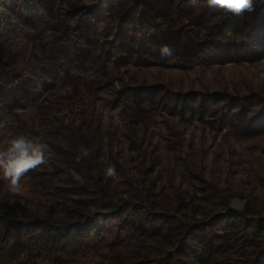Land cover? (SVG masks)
I'll return each mask as SVG.
<instances>
[{"label": "rangeland", "instance_id": "rangeland-1", "mask_svg": "<svg viewBox=\"0 0 264 264\" xmlns=\"http://www.w3.org/2000/svg\"><path fill=\"white\" fill-rule=\"evenodd\" d=\"M26 2L0 0V96L48 163L21 195L0 180V208L93 223L77 253L30 250L12 225L0 244L22 254L8 264H264V0L239 16L190 0ZM10 138L0 129V149Z\"/></svg>", "mask_w": 264, "mask_h": 264}, {"label": "trees", "instance_id": "trees-1", "mask_svg": "<svg viewBox=\"0 0 264 264\" xmlns=\"http://www.w3.org/2000/svg\"><path fill=\"white\" fill-rule=\"evenodd\" d=\"M24 1V8H27V2ZM0 123L4 125L13 137L31 136L26 130L14 125L4 102L0 96ZM227 220L231 218L243 219V214L231 207H227ZM93 220H81L70 225H58L46 221H24L5 215L0 208V233L12 225H15L22 233H26V246L30 250L41 251L42 248L57 250L62 248L69 253H77L80 244L91 238V226ZM261 220L256 221L255 227L263 228ZM22 246L16 240L11 239L8 243L0 244V264L15 263L21 261Z\"/></svg>", "mask_w": 264, "mask_h": 264}, {"label": "clouds", "instance_id": "clouds-1", "mask_svg": "<svg viewBox=\"0 0 264 264\" xmlns=\"http://www.w3.org/2000/svg\"><path fill=\"white\" fill-rule=\"evenodd\" d=\"M196 9L202 6L217 7L225 13L242 15L245 12L253 13L255 9L254 0H190ZM160 53L165 57L173 56V49L162 46ZM4 125L0 123V129ZM48 145L39 140L25 136L10 138L6 145L0 149V180L5 181V190L11 195H21L23 187L22 178L29 172L48 163L46 153ZM90 155L87 149H82L79 158H87ZM106 177L115 178L114 166H109L105 171Z\"/></svg>", "mask_w": 264, "mask_h": 264}]
</instances>
